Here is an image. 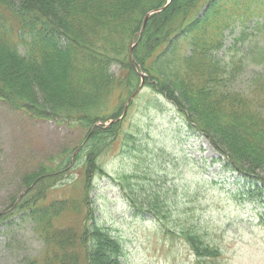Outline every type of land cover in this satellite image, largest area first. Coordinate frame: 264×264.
<instances>
[{"label":"rangeland","instance_id":"rangeland-1","mask_svg":"<svg viewBox=\"0 0 264 264\" xmlns=\"http://www.w3.org/2000/svg\"><path fill=\"white\" fill-rule=\"evenodd\" d=\"M164 1L158 8L164 10L172 2ZM128 33L126 29V55L136 44L131 51L135 59L129 54L125 58L124 52L115 57L119 63L112 73L120 85L105 94L107 110L120 114L93 126L108 127L120 120L121 131L93 169L83 170L86 184L79 179L83 167L75 155L86 145L87 124L42 117L39 111L47 107L40 89L24 68L0 61L1 81L7 79L8 87L37 109L31 118L23 113L25 108L17 111L0 98V264H28L40 256L44 242L33 221L22 216L26 203L39 198L41 207L50 206L49 217L57 213L49 222L56 223L53 226L59 227L65 242H78L83 253L86 247L91 253L105 248L117 253L106 258L105 250L101 264H264V170L244 168L255 177L226 164L148 74L149 67L157 72L156 58L166 45L155 49L156 55L149 49L141 55L142 39L136 35L131 40ZM224 45L213 54L214 63L229 74L231 88H246L255 73L264 71L262 33L256 32L254 21L247 28L239 25L228 29ZM180 51L189 54L185 48ZM18 53L21 58L28 56L22 47ZM135 79L136 87L126 94ZM84 154L79 155L80 161ZM49 159L60 166L54 174L59 181L57 186H43L44 192L34 187L38 182L34 177ZM97 227L111 236L103 233L109 238L108 246ZM97 231V236L91 234Z\"/></svg>","mask_w":264,"mask_h":264},{"label":"trees","instance_id":"trees-1","mask_svg":"<svg viewBox=\"0 0 264 264\" xmlns=\"http://www.w3.org/2000/svg\"><path fill=\"white\" fill-rule=\"evenodd\" d=\"M28 1L0 0V61L24 68L40 89L47 107L39 111L42 117L87 124L86 145L75 155L76 162L83 167L79 179L86 184L88 178L82 176L83 170L93 169L97 158L111 147L121 131L120 121L108 127L93 126L120 114L119 110H107L105 94H111L120 85L112 72L119 63L115 57L124 52L128 58L126 29L133 40L137 33H131L142 25L146 10H157L165 1L39 0L41 6ZM177 1L172 0L168 8L151 16L141 34V55L149 51L156 55L155 49L167 47L156 58L160 62L157 72L149 67L148 74L158 83L161 93L167 94L179 111L189 116V125L208 139L231 169L256 177L244 168L264 170V71L255 73L246 88L235 90L229 86V74H224L212 57L224 49L228 29L239 25L247 28L254 21L256 32H261L264 39V0ZM134 15L137 18L132 23ZM19 47L25 48L28 56L21 58ZM183 48L189 54H178ZM1 75L0 98L15 110L25 108L23 113L31 118L36 116V106L30 107L19 92L8 87L7 79L5 83L1 81ZM137 81L125 90L126 94H131ZM82 151L85 157L80 161ZM56 163L49 159L47 167L39 168L34 187L46 192L43 186H57L59 177L54 174H58L60 166ZM65 202L61 201L67 207ZM42 203L40 198L35 202L32 199L26 203L28 214L22 212L24 218L33 221L37 236L44 242L40 256L28 264H94L99 259L101 264L105 250L106 258L117 254L109 252V248L91 253L87 247L83 253L78 242H65L60 238L62 231L51 222L58 217L57 213L49 217L50 206L41 207ZM98 229L108 246L111 236ZM93 233L98 235V231ZM93 255H97L96 261L92 260Z\"/></svg>","mask_w":264,"mask_h":264},{"label":"water","instance_id":"water-1","mask_svg":"<svg viewBox=\"0 0 264 264\" xmlns=\"http://www.w3.org/2000/svg\"><path fill=\"white\" fill-rule=\"evenodd\" d=\"M171 0H169V2H170ZM169 2H168V4H169ZM162 9V8H161ZM161 9H159V10H161ZM152 13H148L147 15H146V17H145V21H144V24H145V22H146V20L149 18V16L151 15ZM143 24V25H144ZM145 26V25H144Z\"/></svg>","mask_w":264,"mask_h":264}]
</instances>
